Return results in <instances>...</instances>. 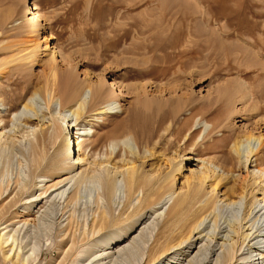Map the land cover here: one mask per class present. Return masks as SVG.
Segmentation results:
<instances>
[{"label":"rangeland","instance_id":"rangeland-1","mask_svg":"<svg viewBox=\"0 0 264 264\" xmlns=\"http://www.w3.org/2000/svg\"><path fill=\"white\" fill-rule=\"evenodd\" d=\"M27 1L29 5L25 0H0V19H5L0 27V98H3L0 101V115L5 116L3 119L6 120L7 129L13 127L12 130L17 132L14 134L20 135L21 132L18 130L22 123L12 122L14 114L22 108L23 97L28 98L36 86L42 85L44 77L48 74L45 62L52 57L57 69L71 68L79 82L90 85L102 82L107 89L106 99L115 100L114 104L119 103L122 108L116 113L118 108L105 112L101 108L105 105L102 103L98 105L100 109L94 117L89 118L86 113L81 115L78 123L79 126L84 127V160L75 164L71 174L81 171L83 167L91 166L93 158L88 152L91 142L99 139L98 147L105 148V145L102 146L103 140L114 123L125 117L151 120L156 112L161 111L167 117V112L179 105L180 110L174 122L168 118L164 126L169 124L175 129L191 126L195 129L193 138L184 147L186 137L183 135L176 138L178 130L173 132L171 127L168 131L161 129L160 134L164 136V139L152 148V155L139 159V162L143 161L142 165L145 170L154 168L161 173L165 172L167 165L179 154L183 155L184 161L183 168L177 173L173 182L177 191L180 186L183 190L188 187L192 188L196 171L205 170L204 168L212 170L214 165H220L222 169L229 170V172L227 175L222 174L220 167L213 175L211 171L208 172L211 179L204 185L208 188L209 184H217L213 196L219 197L223 191L230 192L231 187L238 189L243 182L250 185L253 168L261 169L264 183V146L260 153L251 157V163L246 168L239 162V157L232 149L233 142L248 130L254 133L260 132L264 137V0H186L188 4L183 2L184 0ZM32 1L38 4L40 13L39 21L41 22L36 32L28 26L27 18L31 14L26 8L24 9L25 3L29 7ZM201 10L207 12L205 15L207 21L204 25L197 17ZM200 24L205 28H201ZM32 42L40 46L39 56L35 59H32L30 54H26L29 52L26 46ZM53 43H56L58 47L55 50L51 49ZM58 50H61L65 59H62ZM180 51L185 53H177ZM22 56L26 58L22 59ZM177 58L179 61L176 60ZM8 61L10 62L6 63ZM23 74L32 78V82L26 88L16 89L12 80L21 78ZM190 78H192L191 81ZM112 81L113 88L110 87ZM238 84L247 85V88L251 89L249 93L251 92L254 97L248 99L249 101L245 99L241 101L234 90L238 88ZM118 85H120V91ZM218 87L223 90L226 88V90H224V95H221V99L215 102L213 100L214 91ZM241 90L242 85L237 91ZM90 91V87L83 88L82 98L89 101L92 92ZM51 95L49 92L46 95L38 92L33 96L37 114L40 116L43 110L45 115L41 118L32 115V112H25L30 114L33 124L37 122L39 126L43 122L46 127L62 121L58 112L62 107V101L59 97H54L50 104ZM191 98L196 99L197 102L202 101L200 103L203 106H200L199 102L189 104ZM2 102H4L3 105ZM208 102L216 104L211 105ZM253 102L259 105L256 111L251 107L254 106ZM194 105L197 108H194ZM197 109H200L199 112ZM65 112L70 116L69 118L74 117L68 109H65ZM201 113L204 116L202 119L212 125H209L207 129L199 125L202 121L198 119L202 117ZM69 124L70 121L62 123L63 133L71 145L70 157L76 159L78 152L74 138L77 136L75 133L77 127L71 129ZM82 124L86 125L82 126ZM133 129L141 135L139 126ZM47 136L42 137V142L47 147V153L51 155L59 139L56 144H52ZM4 138L0 139L3 146L5 145ZM144 139L142 136L140 141ZM9 140L10 138L7 141ZM106 142L107 145L108 141ZM28 144V140H23L10 147L5 145L6 150L4 149L0 154V185L7 186L3 195L5 196L10 189L12 190L3 201H0V210L1 207H7V213L0 218V228L3 222L10 223L14 219L20 220L14 224L11 233L14 234L21 252L28 250L31 254L29 264H97L95 258H89L90 253L95 251L100 255L109 249L102 250L108 247L104 243L97 247L90 243L103 232L100 231L93 236L90 231L88 235L85 234L91 219L97 215V211L106 206L104 199L99 195V183L86 180L78 185L71 180L61 187H66L62 197L60 199L58 197L53 202V195L56 194L54 193L38 213L36 211L43 202L29 206L27 210L23 209L26 205L24 204L26 198L38 195L37 181L41 180L40 175L45 172L36 170L33 173ZM120 148L122 150L120 154L124 155L123 146ZM22 149L25 154L22 153ZM133 149L137 150L135 146ZM142 149L140 148L141 152ZM96 156L98 158L101 155ZM175 160L177 161L178 158ZM71 174L66 172L62 178ZM24 184L28 193L19 198L16 191ZM119 185L121 191L117 193L112 202L114 215L119 212L126 201V189L122 181ZM67 193L68 196L74 193L70 203L68 198L64 200ZM138 197L140 194L138 195L137 192L131 198L129 210L139 204ZM13 198H16V202H13ZM168 205L159 209L160 215ZM244 208L243 200L239 208L229 206L217 208L218 226L214 229L215 234L218 233L219 237L222 235L220 231L228 228L227 224L240 219ZM42 210L44 212L41 214ZM145 213L146 209L139 212V215L142 214L141 218L145 217ZM149 216L150 214L147 213L143 218V222L145 221L149 228L145 227L144 235L134 239L136 242L133 244L132 251L108 264H143L146 249L141 250L140 247L146 239L148 240L146 245L151 243L157 231L156 221H161L162 218L159 216L158 220L154 219L156 214ZM255 216V211L249 214L246 218L247 225L254 221ZM70 219L73 222L75 237L80 240L84 235L87 236L82 241H77L71 248L72 233L68 231L66 234L64 230ZM209 219L210 217L203 221V224L208 222L207 229L211 228L210 224L213 223ZM143 222L130 235V241L139 233L144 225ZM138 224L139 222L137 226ZM115 227L110 228L108 232L115 230ZM263 227L264 222L256 221L252 231L262 228L264 232ZM82 232L85 234L83 235ZM257 233L258 231L254 234ZM260 234L262 233L259 232L258 235ZM205 241L203 240L202 243ZM246 242L247 240L241 249L237 250L233 264H248L246 260L239 258L247 255L249 251L248 246L245 245ZM252 242H255V239L249 241V244ZM256 243L262 245L260 238H257ZM124 244L127 245L128 242ZM213 244L216 251L213 255H209L210 261L207 264H223L226 249L220 248V243H214V240ZM198 246L197 243L191 253V249L188 250L190 256L186 259L185 255H178L177 264H190L189 259L191 258L195 264L198 263L200 257L198 254L203 248L198 249ZM78 255L81 256L79 260ZM256 257L258 255L254 256L255 264H264V261L261 263V259L257 260ZM107 261L108 259L105 263ZM0 264L10 263L4 261L0 255Z\"/></svg>","mask_w":264,"mask_h":264},{"label":"bare ground","instance_id":"bare-ground-1","mask_svg":"<svg viewBox=\"0 0 264 264\" xmlns=\"http://www.w3.org/2000/svg\"><path fill=\"white\" fill-rule=\"evenodd\" d=\"M25 2L28 1L25 0ZM183 2H186V0H184ZM31 6L27 7L25 3L24 9L26 8L28 13L31 14V16L27 18L28 26H30L34 30V32H36L37 30H39V22H41L39 21V6L35 1H32ZM193 13L195 14V12ZM206 13L207 12H205V10H201L197 14V17H199L198 20L203 25L207 21V17H205ZM4 21L5 19H0V27L4 24ZM203 25H201L200 27L203 28ZM39 47L40 46L37 45L36 42L28 44L26 46V49H29V52L26 54H30V57L32 59H35V57L39 56ZM57 48L58 47L56 46V43H53L51 49L55 50ZM58 51L60 52L62 59H65V56L63 55L61 50ZM183 52L184 51H180L177 53L182 54ZM23 57L24 56H22V59L26 58V56L25 58ZM176 60H178V58ZM9 62L10 61L6 63ZM20 64H18V66H21ZM45 68L48 69V74H46V76L44 77L42 85L36 86L32 94L28 98L23 97L21 105L22 108L16 111L14 114V120H12V122L20 121L19 123H22V126L18 130V132H21L20 135L14 134L16 131L12 130L13 127L7 129L6 120H4L5 116L0 115V139L6 136V138H4L5 145H7L8 147L15 145L16 142L21 143L23 140H28V148L31 155L30 162L33 167V173H35L36 170H38V172L41 170L45 171L43 175H40L41 180L37 181L38 184H35L38 187L37 189H39L38 195H32L26 198V201L24 203L26 205L23 207V209L27 210L29 206L43 202L40 205L39 209L36 211L38 213L40 211V208H42L46 204V202L54 193L56 194L53 195L52 201L54 202L58 197L60 199L64 194L66 188L61 187L71 180H74V183H77L78 185L83 181L92 180L99 183V195L104 199L106 206L97 211V215L91 219L86 234L85 232L82 233L83 235H88V232L90 231L91 235L93 236L95 233H98L100 231L103 232L100 236H97L90 243L95 247L101 246L100 244L103 243L108 246L107 248L102 250L105 251L109 249V251L103 252L100 255L96 254L95 251H92L90 253L89 258H95V262L97 264H108L113 261H117L119 257L127 254V252L129 253L132 251L133 244L136 242L134 239H136V237L140 238L144 235L145 227L149 228L145 224V221L143 222V218L146 217L147 213L150 214L149 217L153 216H151V214H156V218H154L156 220H158L159 216H161L162 218H159L161 221H156L157 231L153 235L151 243L149 245H146V243L148 242V240L146 239L144 240L143 246L140 247L141 250L146 249L144 253L145 259L143 264H177L178 255H185L186 259L188 256H190V253L196 247L197 243L199 244L198 249H200L201 247L203 248H201V253L198 254L200 257L197 261L198 263L196 264H207L210 261L209 255H213V253H215L216 251L213 240L214 243H220V248L223 247L226 249V255H224L223 257V264H233L232 261L234 259V256L236 255L237 250L241 249L246 240L247 242L245 245L248 246L249 251L248 253H246L247 255L241 256L239 258L242 260H246L248 264H255L256 261L254 259V256L258 255L256 259L258 260L260 258L261 263L264 261V249H262L264 247V232L262 231V228L252 231L253 225L256 221L261 220V222H264V183L263 173L260 168L252 169V182L250 183V185L243 182L239 185L238 189L231 187L230 192L223 191V193L219 195V197L213 196L216 191L217 184H209L208 188L205 187L204 184L209 179H211V175L214 174L216 169H219V167L221 168L220 165H214L212 167V170H209V168H204L205 170H197L195 173L196 176L193 177L194 183L192 188L188 187V189L183 190V187L180 186L178 191L177 188H175L173 182L177 173H179L183 168V155L180 156L178 154L173 159L171 158L172 161L169 165H167V170L165 172L161 173L158 169L154 168L145 170L142 165L143 161L139 162L140 157L145 159L146 157L152 155V148H154V146L158 144L160 140L164 139V136L160 134V130L163 129L168 131L172 128L169 124L167 126H164V124L166 119L168 118H171V121L174 122L175 116L180 110L178 105L172 111L170 110L167 112V117L163 113H161V111L158 113L156 112L151 120H149V118L137 119V117H130L128 119L127 117H125L119 122L114 123L103 140L102 146L105 145V148L98 147L99 139H94L91 142V148L88 151L90 152V157L93 158L92 163L90 164L91 166L83 167L81 171L71 174L73 172L72 168L75 166V164H78L79 161L84 160V127L79 126L80 124L78 123L81 115L83 113H86L87 117H94L98 114V110L100 109L98 105L102 103L105 104L103 107H101L105 112L118 108V110L116 109L115 111L116 113L117 111H121L122 108L119 103L116 102L118 105L114 104L115 100L106 99L107 89L106 87H104L102 82H97L96 84L92 85L85 82H79L73 75L71 68L62 70L57 69V66L54 63L52 57L45 62ZM31 79L32 78L27 77L23 74L21 78L13 79L12 84L16 86V89L26 88L29 83L32 82ZM191 80L192 78H190V81ZM241 85L242 90L237 91ZM113 86L114 83L112 81L110 87L113 88ZM237 86L238 88L234 90L236 91L237 96L239 95L238 97L239 99H241V101L244 99L248 100L254 97L251 92L249 93L251 89L247 88V85L245 86L244 84H238ZM85 87H90L92 91H90L91 93L89 101L85 100V98H82L81 96V90ZM118 88L120 91V85H118ZM219 88L220 87H218V89H215L216 91H214V99L212 96V99L215 102L219 100L221 95H224V90H226V88H224V90L223 88ZM38 92H42L45 95L47 92H49V94L51 93L52 95L49 99L50 104L51 100L54 97H59V99H61L62 107L58 111L62 120L60 123L57 122L53 123L51 126L44 127V123L42 122L41 125L37 126V122L33 124V119L30 118V114L28 115L25 113L27 111L32 112V115L44 118L45 115L43 114V110L41 112V115L39 116L35 109L36 105L33 96ZM2 99L0 98V101H2ZM198 102L194 98H191V100H189V104H198ZM200 102L202 103V101ZM200 102V106H203V104H201ZM215 102L214 104H216ZM208 103L211 104V102ZM3 104L4 102H2V105ZM251 107L255 111L259 109V105H257V103L256 105L254 104V106ZM194 108L197 107L195 106ZM65 109L71 111L70 113H72L74 117L69 118L70 116L65 112ZM200 116L202 117H199V120L204 118L203 113H201ZM230 116L231 115H229V118H231ZM199 120L197 124L199 123ZM69 121V126L72 127L71 129L77 127L75 132L77 136L74 138L76 151L78 152V156L76 159L70 157L71 145L69 144V141L66 139L63 133L62 123H66ZM85 125L86 124H82V126ZM199 125H202L204 129H207L209 125L212 126L207 120L203 119L201 121V124ZM136 126H139L141 135H138V132L136 133V131L133 129L136 128ZM172 130L173 132H175L174 130H178L175 136L176 138H180L183 135L186 137V141L183 143L184 147L186 146L187 142H189V140L193 138L195 132V129H192L191 126L180 127L178 129L172 128ZM46 136L49 137V139L52 141V144H56L57 139H59L51 155L47 153V147L42 142V137L45 138ZM142 136H144L145 138L144 141H140V139H142ZM9 138L10 140L8 142L7 140ZM106 141H108L107 145L105 144L107 143ZM263 144L264 137L260 132L254 133L251 130H248L245 134H242L233 142L232 149L233 152L239 157V162L242 163L246 168V166H249L251 163V157L253 155H257L263 149ZM5 145L3 146L2 143H0V154L5 149ZM121 146H123V151L125 153L124 155L120 154ZM133 146H135L137 150L134 151ZM140 148H143L142 152ZM24 152L25 151L22 149L23 154H25ZM96 155L101 156H98L97 158ZM177 158L178 160L174 161V159ZM187 162H189V160H187ZM80 166L82 167V165ZM222 168V174L227 175L229 170L227 171ZM210 171L212 172L211 175L209 174ZM66 172L71 175L62 178L64 173L66 175ZM120 181H122L123 186L126 189V201L123 203V206L119 210V212L114 215L112 202H114V198L117 193L121 191V186L119 185ZM1 185L0 198H2L0 199V201H3L4 198H6L11 193L12 190L10 189V191L7 192L4 196L3 194L5 193L7 186L4 187L3 185ZM24 187L25 184L19 187V189L16 191L17 197L22 198L24 194L26 195V193H28V189ZM137 192L138 195L140 194V197H138L139 204L129 210V202ZM232 194L235 195L233 196ZM258 195H260V197H257ZM73 197L74 193L70 196H68L67 193V196L64 198V200L68 198V202L70 203L73 200ZM242 200L245 208L241 214L240 219H236L227 224L228 228L224 231H220L222 232V235L218 237V233L215 234L214 232V229L218 226L216 209L224 206L239 208ZM169 201L171 202L168 205ZM13 202H16V198H13ZM196 204L198 205L196 208H194ZM165 205L168 206L165 208V210L163 209V213L161 212L162 215H160L159 209L163 208V206ZM6 208L7 207H1L0 218L7 213ZM145 209V217L141 218L142 214L139 215V212ZM253 211H255V219L253 222L247 225L248 220H246V218ZM43 212L44 210L41 211V214ZM123 215L125 216L122 217ZM208 217H210L209 220H212L213 222L212 224H210L212 227L209 229H207L209 226L207 225L208 222L203 224L204 219ZM19 221L20 220L14 219L10 223H2V226L0 228V255L4 261L9 262L10 264H29L30 261L28 260L31 254L28 252V250L24 253L21 252L20 246L18 245V242H16V238H14V234L11 233V231H13L14 224ZM137 222H139L138 226ZM141 222H143L144 225L139 230V233L130 241V235L136 231ZM24 223L25 222H23V224ZM113 227H115L116 229L108 232V230ZM64 230L66 234L68 231H71L72 233L70 248L75 246L77 241H82L83 239H85V237H87L84 235L80 240L75 237V230L73 231L72 219L69 220V223ZM256 231H258V233L261 232L262 234H254ZM257 238H260V240L262 241V245H260L261 242H258L260 243L259 245L256 243ZM253 239H255V242L249 244V241ZM203 240L206 241L202 243ZM125 242H128V244L125 245ZM190 249L191 251L190 253H188V250ZM77 259H81V256L78 255ZM106 259H108V261L105 263ZM189 262L190 264H195L193 262V258L189 259Z\"/></svg>","mask_w":264,"mask_h":264}]
</instances>
